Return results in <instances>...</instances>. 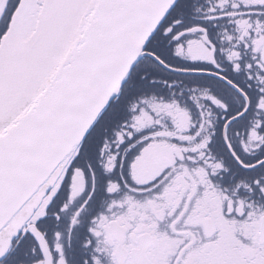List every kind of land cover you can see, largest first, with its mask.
I'll return each instance as SVG.
<instances>
[{
	"label": "snow or ice",
	"instance_id": "obj_1",
	"mask_svg": "<svg viewBox=\"0 0 264 264\" xmlns=\"http://www.w3.org/2000/svg\"><path fill=\"white\" fill-rule=\"evenodd\" d=\"M0 264H264V0H0Z\"/></svg>",
	"mask_w": 264,
	"mask_h": 264
}]
</instances>
